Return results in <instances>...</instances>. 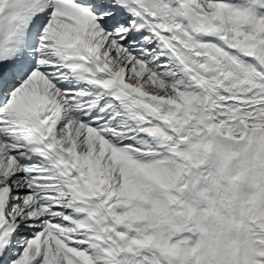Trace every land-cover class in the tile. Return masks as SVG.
<instances>
[{"label":"snow or ice","instance_id":"snow-or-ice-1","mask_svg":"<svg viewBox=\"0 0 264 264\" xmlns=\"http://www.w3.org/2000/svg\"><path fill=\"white\" fill-rule=\"evenodd\" d=\"M0 264H264V0H0Z\"/></svg>","mask_w":264,"mask_h":264}]
</instances>
